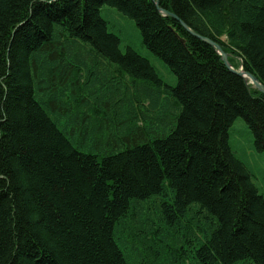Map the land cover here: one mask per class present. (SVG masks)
Here are the masks:
<instances>
[{"label":"trees","instance_id":"1","mask_svg":"<svg viewBox=\"0 0 264 264\" xmlns=\"http://www.w3.org/2000/svg\"><path fill=\"white\" fill-rule=\"evenodd\" d=\"M182 23L264 86V0H0V264H264L228 144L241 118L264 153V93Z\"/></svg>","mask_w":264,"mask_h":264},{"label":"rangeland","instance_id":"2","mask_svg":"<svg viewBox=\"0 0 264 264\" xmlns=\"http://www.w3.org/2000/svg\"><path fill=\"white\" fill-rule=\"evenodd\" d=\"M101 15L111 25V30L119 35L122 52L127 47H131L151 63L162 80L171 84L175 83L174 76L168 71L165 64L144 47L133 20L122 16L115 8L107 6L101 9ZM123 84L126 83L124 82ZM228 144L236 158L247 166L256 178V181L260 183L264 193V153L255 150L253 135L241 118L236 119L230 126L228 130Z\"/></svg>","mask_w":264,"mask_h":264},{"label":"water","instance_id":"3","mask_svg":"<svg viewBox=\"0 0 264 264\" xmlns=\"http://www.w3.org/2000/svg\"><path fill=\"white\" fill-rule=\"evenodd\" d=\"M155 2L157 3V0H155ZM163 14L165 15H171L173 16L172 14L168 13V12H165V11H161ZM174 17V16H173ZM183 27L186 28L189 32H191L184 23H182ZM191 34L199 39H201L202 41L208 43L209 45H211L213 48L216 49V51L219 53L220 57H221V60L222 62L225 64V66L231 70L232 72H234L235 74L243 77L245 80L246 77L245 75L248 76V79L250 81V83H252V85L259 91H261L262 93H264V86L257 80V78L247 72H244V71H240V70H235L228 62V59H227V54L223 52V50L221 49V47L215 43L214 41H212L211 39H208V38H204V37H201L199 36L198 34L196 33H193L191 32Z\"/></svg>","mask_w":264,"mask_h":264},{"label":"bare ground","instance_id":"4","mask_svg":"<svg viewBox=\"0 0 264 264\" xmlns=\"http://www.w3.org/2000/svg\"><path fill=\"white\" fill-rule=\"evenodd\" d=\"M240 71H243L242 69H240ZM245 77H246V79H248V76L247 75H245Z\"/></svg>","mask_w":264,"mask_h":264}]
</instances>
